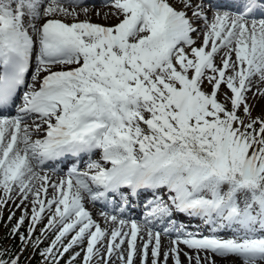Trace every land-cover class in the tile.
<instances>
[{"label": "snow or ice", "instance_id": "6c2138e0", "mask_svg": "<svg viewBox=\"0 0 264 264\" xmlns=\"http://www.w3.org/2000/svg\"><path fill=\"white\" fill-rule=\"evenodd\" d=\"M81 3L0 0V223L18 242L0 264L75 247L66 264L264 262V116L247 96H264V0H105L112 25L79 20ZM86 198L115 205L100 213L115 227ZM133 201L142 224L121 218Z\"/></svg>", "mask_w": 264, "mask_h": 264}, {"label": "bare ground", "instance_id": "6f19581e", "mask_svg": "<svg viewBox=\"0 0 264 264\" xmlns=\"http://www.w3.org/2000/svg\"><path fill=\"white\" fill-rule=\"evenodd\" d=\"M82 1H83V3H81V5L79 7H76V11L78 13H80V15L78 17L79 20L89 19V20H92L94 22L103 23L104 25H112V24L118 22L115 19V17H112V16H109V18H107V19L104 18L105 13H111L113 11V9L104 6L105 0H91V1L82 0ZM84 4L94 5L91 7H87L89 9L87 16H85V14L82 12V8H84L82 5H84ZM98 5H100V6H98ZM65 6L66 7H72L73 5L65 3ZM97 12H99L100 15H97ZM59 18L67 19L68 22H73L71 17H68V18L59 17ZM194 36H195V34H194ZM202 39H203V37H202V35H200L197 39V45L198 46L202 42ZM221 55H222V53H221ZM216 63L217 64L220 63V56L219 55L216 58ZM33 67H34V65H33ZM260 87L264 88V85H260ZM221 92H223V93L228 92V94L231 95V93L228 91V89H226L224 87H222ZM247 96H248V99L249 98L254 99L259 106H264V96L254 97L252 92L247 93ZM14 114L15 113H11L9 115H14ZM29 123H31V121H29ZM98 157H99V153H96L93 156V159H97ZM86 160H87V157H84L81 161V165L85 164ZM78 164H80V163L78 162ZM53 168L59 169V171H56L54 174V178L58 179L59 177L65 175V172L68 170V165L57 164ZM85 207L92 213L93 219L97 223L100 224L101 228L111 229V228L115 227V225H113L110 221H106L105 218L100 215L101 212H107L110 215H117L118 210L116 209L115 205H112L110 203H105V202L93 203L90 199L86 198ZM6 210H7V208H6ZM142 210L143 209H142L140 203L138 201H133L131 208L126 209L125 212L121 215V218L125 219V220L135 219V220H137L138 223L142 224L143 223V220L141 217ZM17 212H19V211H17ZM175 219L177 220L178 223H181L182 225L187 227V229L189 231H200V232L207 233V228L205 227V225L200 220L189 219L185 216H178ZM155 227H156V230H161V238H162V245H163L162 252H163L168 247L171 237L168 235H165L163 233V231H162L163 225L157 224ZM139 244H140V241L138 240V245ZM105 246H106V241H105ZM124 247L126 248L127 245L125 244ZM181 247H183V245H181ZM185 250H187V249H185ZM101 251L103 252L104 249L102 248ZM150 259H151V257L149 256V264H150ZM182 259H183V257H182ZM215 260H216V264H243V260L241 258L235 257V256H229L227 258H221V257L217 256V257H215ZM94 262L96 264H103V261L98 260V259L94 260ZM109 264H120V261L117 258V255H113L111 261H109ZM136 264H139V258L138 257L136 259ZM169 264H171V261L169 262ZM184 264H187L186 260H185ZM258 264H264V262H258Z\"/></svg>", "mask_w": 264, "mask_h": 264}, {"label": "rangeland", "instance_id": "374dc122", "mask_svg": "<svg viewBox=\"0 0 264 264\" xmlns=\"http://www.w3.org/2000/svg\"><path fill=\"white\" fill-rule=\"evenodd\" d=\"M89 6H91V5H89ZM92 22L93 23H99V22H94V21H92ZM99 24H103V23H99ZM194 38H196V37L194 36ZM221 100H223V92H221ZM248 103L252 106V116L253 117L264 116V106H259L256 103V101L254 99H251V98L248 99ZM229 107H230V105H229ZM241 114H243L242 109H241ZM8 214H9V210L8 209L7 210L5 209L4 210V219L5 220H7ZM19 215H20V212H16V216L18 217ZM13 223H15V220H13ZM9 227H10V225H7L6 226L3 223H0V238L5 236V234L7 233L8 229H9ZM50 239H51V237L49 238L48 241H45V244L42 245V247L47 246V244L50 242ZM76 251H80V248L79 247H75L74 249H72L70 251V253H68V254L65 255L64 259L67 258V257L69 258V256L72 254V252H76ZM26 254L29 255V254H31V252L30 253H29V251L26 252L25 253V256H26ZM83 255H84V253L82 252L81 253V256L77 258L76 264H82ZM36 257H37V255L35 256V258L31 259L30 261H36ZM93 264H96V263L93 261Z\"/></svg>", "mask_w": 264, "mask_h": 264}, {"label": "trees", "instance_id": "16d2710c", "mask_svg": "<svg viewBox=\"0 0 264 264\" xmlns=\"http://www.w3.org/2000/svg\"><path fill=\"white\" fill-rule=\"evenodd\" d=\"M0 242H2L5 246L8 245V243H11V245L9 246H12V247H15L18 249V242L17 241H13L11 239H1ZM40 259H38V261H36L34 264H39L40 263ZM26 260L23 261V264L25 263ZM60 264H66V262H60Z\"/></svg>", "mask_w": 264, "mask_h": 264}]
</instances>
